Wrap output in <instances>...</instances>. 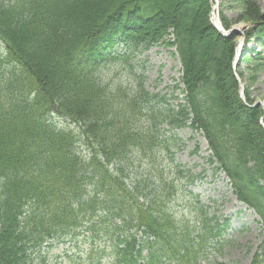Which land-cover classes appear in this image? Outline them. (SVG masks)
Here are the masks:
<instances>
[{
  "label": "trees",
  "instance_id": "trees-1",
  "mask_svg": "<svg viewBox=\"0 0 264 264\" xmlns=\"http://www.w3.org/2000/svg\"><path fill=\"white\" fill-rule=\"evenodd\" d=\"M243 2L256 47L240 62L253 71L264 67V20L256 0ZM209 11V0H0V264H39L46 244L82 230L86 264H198L212 241L221 249L205 206L197 240L196 225L180 231L168 214L175 186L160 154L180 140L164 124L202 133L214 173L259 217L251 264H264L262 111L246 88L239 98L237 34L221 35ZM160 43L181 67L175 109L139 72L137 57ZM5 120L21 130L9 135Z\"/></svg>",
  "mask_w": 264,
  "mask_h": 264
},
{
  "label": "rangeland",
  "instance_id": "rangeland-1",
  "mask_svg": "<svg viewBox=\"0 0 264 264\" xmlns=\"http://www.w3.org/2000/svg\"><path fill=\"white\" fill-rule=\"evenodd\" d=\"M259 12L264 20V0H256ZM218 10L221 16L226 18L230 27L229 33L237 34L235 40L244 37L245 31L253 27L246 19L243 0H217ZM210 18V17H208ZM210 21V19H209ZM226 30V29H225ZM139 58L140 73L143 72L144 87L152 94L162 95L166 104L176 108L182 102L183 92L180 80V63L171 45L156 44L137 57ZM253 61H242L237 70L242 72V81L238 87V96L245 102L242 91L246 88L252 99V106H259L262 111L261 126L264 129V67L249 70L248 66ZM3 129L9 135L20 131L21 127L14 120H5ZM30 127L29 126V130ZM165 134L175 133L180 140L179 148L172 149L173 159L168 153H161V166L166 174L181 178L182 188L179 190L175 203L172 206V214L178 222L189 221L196 223L198 232L193 229L195 236L201 230V216L197 211L200 202L210 208L209 217H214L218 222L228 220L224 231L227 244L220 252H210L207 258H200L198 264H250L253 253L261 239L258 217L253 210L245 208L233 193L228 180L220 173H214L211 163L208 161L209 150L207 142L199 131L189 127H170L163 125ZM3 131V132H4ZM14 142V141H13ZM34 150V149H29ZM145 164L143 161H141ZM181 171V174L177 172ZM190 175L193 177L188 181ZM187 208H190L188 211ZM240 210L239 217L235 212ZM191 225V224H190ZM197 232V235H196ZM66 247L56 246L51 248L48 260L45 264H76L72 257L62 255V249Z\"/></svg>",
  "mask_w": 264,
  "mask_h": 264
},
{
  "label": "bare ground",
  "instance_id": "bare-ground-1",
  "mask_svg": "<svg viewBox=\"0 0 264 264\" xmlns=\"http://www.w3.org/2000/svg\"><path fill=\"white\" fill-rule=\"evenodd\" d=\"M213 21L218 25V22H217L216 18H213Z\"/></svg>",
  "mask_w": 264,
  "mask_h": 264
}]
</instances>
